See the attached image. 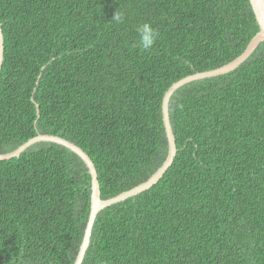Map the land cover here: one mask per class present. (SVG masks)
I'll list each match as a JSON object with an SVG mask.
<instances>
[{"label":"trees","instance_id":"16d2710c","mask_svg":"<svg viewBox=\"0 0 264 264\" xmlns=\"http://www.w3.org/2000/svg\"><path fill=\"white\" fill-rule=\"evenodd\" d=\"M145 22L158 31L149 49ZM0 27V154L63 137L93 161L102 199L165 160L169 86L229 63L259 29L249 0H0ZM169 119L172 164L98 211L81 264H264V41L178 88ZM90 194L63 145L0 160V264H74Z\"/></svg>","mask_w":264,"mask_h":264},{"label":"water","instance_id":"95a60500","mask_svg":"<svg viewBox=\"0 0 264 264\" xmlns=\"http://www.w3.org/2000/svg\"><path fill=\"white\" fill-rule=\"evenodd\" d=\"M249 2L252 7L253 13L256 17L259 30L251 38V40L247 44L244 51L234 60L218 68L210 69L208 71H203V72H197V73L187 75L179 79L178 81L171 84L169 88L165 91L162 97V120H163L167 142H168V152L161 166L146 181L136 185L135 187L127 191L121 192L114 197L102 199L100 197V189H99L97 171L95 169L94 163L91 160V158L80 147H78L74 143L64 139L63 137H60L58 135H53V134H38L34 137H31L29 140H27L25 143L20 145L15 150L5 153V154H0V160L11 159L15 156H18L25 148H27L31 144L39 142V141H47V142H53V143L63 145L69 148L70 150H72L73 152H75L76 154H78L82 158V160L88 167L90 175H91L90 211H88L89 212L88 222L86 224L84 236L80 244L79 251L74 261V264L82 263L85 251L88 248L89 243H90L92 227H93L95 218L98 214V211H100L104 207H107L113 203L123 201L131 196H134L142 191L149 189L152 185H154L162 177V175L167 170V168L172 164L176 151H177L176 143L174 142L175 137H174L170 119H169V109H168L169 101H170L172 94L178 88H180L184 84L191 82L193 80L226 74L236 69L256 50L257 46L261 42L264 41V0H249ZM2 62H3V34H2L1 27H0V70H1Z\"/></svg>","mask_w":264,"mask_h":264},{"label":"clouds","instance_id":"9594fccd","mask_svg":"<svg viewBox=\"0 0 264 264\" xmlns=\"http://www.w3.org/2000/svg\"><path fill=\"white\" fill-rule=\"evenodd\" d=\"M136 32L139 36V43L145 49L151 48L158 37V31L147 22L137 25Z\"/></svg>","mask_w":264,"mask_h":264},{"label":"bare ground","instance_id":"6f19581e","mask_svg":"<svg viewBox=\"0 0 264 264\" xmlns=\"http://www.w3.org/2000/svg\"><path fill=\"white\" fill-rule=\"evenodd\" d=\"M257 24H258V23H257ZM258 30H259V29H258ZM257 32H258V31H257ZM257 32H256V33H257ZM237 57H238V56H237ZM237 57H236V58H237ZM233 60H234V59H233ZM168 109H169V107H168ZM220 215H221V214H220ZM201 223H202V222H201ZM199 224H200V223H199Z\"/></svg>","mask_w":264,"mask_h":264}]
</instances>
